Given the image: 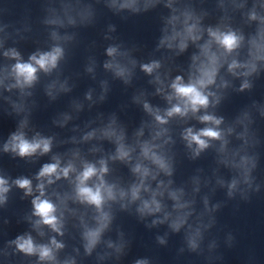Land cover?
<instances>
[{
    "label": "clouds",
    "instance_id": "clouds-1",
    "mask_svg": "<svg viewBox=\"0 0 264 264\" xmlns=\"http://www.w3.org/2000/svg\"><path fill=\"white\" fill-rule=\"evenodd\" d=\"M106 6L115 12H130L138 14L154 9L161 0H105ZM164 7L169 9L170 15L164 18L181 20L186 17L188 12L195 14L192 10L182 4V0H163ZM264 8V3L258 5ZM65 15L68 17L70 25L76 24L75 17H79L81 22V12L87 10L90 21L93 17L91 7H80V0L75 3L62 4ZM249 21H257L264 25V17L258 15L254 7L248 13ZM190 19V17H189ZM49 23H60L58 19L49 21ZM185 31L188 36L195 41L203 36V31L199 36L194 35L195 25L189 23L188 19H184ZM167 28V25H165ZM114 26H110V31H114ZM169 35L165 37L169 41L167 49H173L176 36L179 34L176 25H172L168 29ZM207 36L210 42L217 45L216 51L209 48L207 51L201 50L192 57L191 69L188 78L185 80L183 75H176L171 83L167 85L168 90L157 87L158 94H162L167 101L169 107L161 110L153 107L147 101L143 100V109L153 119L151 125V138L142 139L144 135L143 128L135 133V143L127 142L126 132L117 123L115 117L110 119L108 125L100 130L99 135L106 138L116 145L115 156L118 159L131 165V171L136 177L134 182L128 189L119 187L115 183H109L105 180L106 174L109 172L107 161L101 159L98 166L95 163L84 161L78 169L73 162L78 158V153H74L73 160H69L62 165L60 156H53L51 163H45L36 174L37 181L35 189L33 181L29 178L15 179L14 184L19 189L24 190L25 195H33L34 191L38 193L33 196L31 201L33 212L30 218L33 230L41 237L45 235L43 229L47 227L51 232L62 236L64 227V212L70 211L67 208V201L71 199L74 203L91 206L95 209V227H84L82 237L84 240L85 252L91 254L94 248L100 243L101 236L109 225L112 223L113 214L111 210H106V205L110 202L119 203L121 210H127L131 205H136L135 211L141 218L152 217L151 222L146 227L153 228L166 224L172 233H178L182 228H187L185 232V241L190 251H197L203 238L202 228L210 227L208 225H197L193 227L184 221H176L171 218V209L165 203L171 199L173 204L177 199V192L171 186L173 181L171 177L174 174V160L169 155L168 145L173 144L167 125L172 118L179 117L182 120L194 119L198 123L204 125L201 128L189 126L184 128L181 133V139L184 141L185 147L193 155V158L200 155L201 152L212 146L213 141L221 142V148L229 143V137L239 133L234 131L229 125L221 127L225 124L223 116H218L209 109H215L220 104L221 96L218 90L229 87V81L220 77L217 82L219 72L223 63L227 64V72L232 77H244L243 82L239 86V90L243 91L250 86L247 76L250 72L257 71V63L264 61V28L258 30L255 38L248 41V59L241 62L237 56L242 45L245 43L244 35L238 30L229 31H213L212 27L207 28ZM52 38L56 41L48 51H38L29 56L27 61L21 58V55L15 49L4 52V57L14 61L10 66L5 65L0 68V90L6 93L15 91L17 99L12 100L10 97L4 99L11 104L17 114L27 111V98L32 95L31 89L38 81V73L50 75L58 68L59 62L64 58L65 51L61 41L67 42L73 39L72 36H61L57 32L52 33ZM163 44V41H161ZM183 52L187 45L181 42L176 45ZM160 47V46H158ZM219 53V55H218ZM234 54V55H233ZM106 55L109 58L105 61L103 67L110 71L114 77L122 79L125 83H130L133 70L137 61L131 59L128 51L121 50L119 45H110L106 48ZM223 56V63L220 57ZM128 58L127 63H123V59ZM140 70L149 76L155 73L153 82H164L159 70L162 64L159 60H152L147 63H140ZM93 67H89L87 71L93 72ZM107 82H102V86ZM67 81L53 80L47 85V94L53 96L54 93L70 91L66 87ZM106 90V89H105ZM86 98L91 100V91L86 94ZM103 100V95L100 96ZM28 120L25 117L19 123L15 132H13L3 145L5 153H13L21 158L33 157L36 155L43 156L52 151L53 138L41 135L35 132L33 135L28 134ZM96 136V132H89L84 136L85 140L92 139ZM139 149L138 155L133 157ZM256 164L253 162L250 167H235L238 170V178H233L225 184L223 180L218 181L221 187L227 188V196L234 198L239 194L242 198H247V193L253 187L252 170ZM163 175L169 179L165 182L158 179ZM70 180L73 185V194L71 196L64 195L62 204L64 211H61L60 205L54 203L51 198L46 195V187L54 184L60 179ZM93 183H89L93 181ZM156 182L155 188L152 182ZM12 184L3 177H0V204L7 201V194L11 190ZM259 190V186H256ZM197 192L199 189L196 190ZM187 193H183L185 203L189 204L190 216L193 215V201L186 199ZM59 198V196H58ZM205 210L214 211L220 205H212L209 208L208 198H204ZM189 220V219H188ZM167 235H157L156 240L159 244L167 243ZM15 245V249L26 256H35L38 258V264H75L72 259L58 260V252L64 248V244L58 242L55 236L49 239L48 243H37L31 234L18 236L11 242ZM108 247L119 253L121 246L119 243L108 242ZM135 264H149L147 259H138Z\"/></svg>",
    "mask_w": 264,
    "mask_h": 264
}]
</instances>
